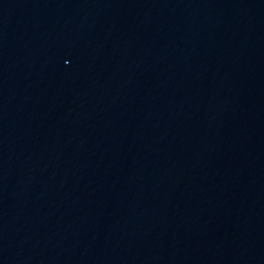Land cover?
<instances>
[{
  "label": "water",
  "instance_id": "obj_1",
  "mask_svg": "<svg viewBox=\"0 0 264 264\" xmlns=\"http://www.w3.org/2000/svg\"><path fill=\"white\" fill-rule=\"evenodd\" d=\"M0 264H264V0H0Z\"/></svg>",
  "mask_w": 264,
  "mask_h": 264
}]
</instances>
